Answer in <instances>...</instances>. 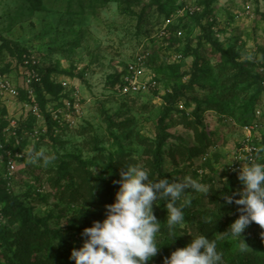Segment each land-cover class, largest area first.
<instances>
[{
	"label": "rangeland",
	"instance_id": "rangeland-1",
	"mask_svg": "<svg viewBox=\"0 0 264 264\" xmlns=\"http://www.w3.org/2000/svg\"><path fill=\"white\" fill-rule=\"evenodd\" d=\"M183 1L0 0V80L17 90L0 91V264H66L55 234L101 264L157 255L155 211L194 264L218 243L264 254V0ZM141 53L156 87L120 94ZM252 144L259 173L237 183Z\"/></svg>",
	"mask_w": 264,
	"mask_h": 264
},
{
	"label": "trees",
	"instance_id": "trees-1",
	"mask_svg": "<svg viewBox=\"0 0 264 264\" xmlns=\"http://www.w3.org/2000/svg\"><path fill=\"white\" fill-rule=\"evenodd\" d=\"M118 83V79H117ZM210 107H212L210 105ZM199 110V108H198ZM197 110L196 113V120L199 122H202L201 115L198 113ZM224 115V114H223ZM252 115L248 114L244 117V121H250L249 118H251ZM195 120V119H194ZM200 136V144H197L196 148L191 149L193 150V153L191 155H202L203 152H205L206 148L208 147V140L207 143H203V140H206V137ZM262 141V142H261ZM259 143H264V140L260 138ZM200 145V146H199ZM188 157V159H191ZM264 164V161H262ZM178 174L180 177L182 176V173H174V175ZM236 174H233L230 176L231 179L234 178ZM237 177V176H236ZM253 177L252 174L243 175L236 180L237 183L249 179ZM177 175L173 176L171 180H169V183L172 186L179 187V191L184 192L185 186L183 187L182 184H177ZM21 208V206H19ZM24 212L25 210L22 209ZM158 210H162L164 212L165 207L162 206L161 208H158ZM151 216H153L151 218ZM82 220L86 221L88 224L92 225L94 224V219L82 215L80 216ZM154 220L155 222H158L160 224L159 229V237L158 241L156 242L158 247V254H151L149 252H141L139 249L136 250H128L125 262L129 264H194L192 261L185 259L181 256L179 253L180 249L184 247V242L182 239H180L178 236L174 234H170L169 230L165 227L166 225L163 224L162 217H157V211H155L152 214H149V216L145 219V221ZM41 221V220H40ZM143 230V229H141ZM3 234V231L0 230V238ZM139 235V234H138ZM137 235V236H138ZM54 237L60 238L58 241V247L59 249L55 252L56 259L66 263V264H72L73 260H76L78 264H101L100 260L96 258L93 253L90 254H84L79 249H77L75 246H73L71 243H69L64 237L55 234ZM217 253L219 254L220 259L218 261L215 260L213 256H211L209 253H203L202 255L197 256V264H264V254L258 255L256 253L253 254H246L244 252H235L232 253L230 251L231 245H226L224 243H218L217 245ZM19 264H22V261H18ZM36 263V261H35Z\"/></svg>",
	"mask_w": 264,
	"mask_h": 264
},
{
	"label": "built area",
	"instance_id": "built-area-1",
	"mask_svg": "<svg viewBox=\"0 0 264 264\" xmlns=\"http://www.w3.org/2000/svg\"><path fill=\"white\" fill-rule=\"evenodd\" d=\"M186 9H188L190 13L198 10L197 7L195 9V5H192L189 0H184L180 5L179 11L184 12ZM177 34L180 36L182 33L181 31H178ZM146 69V58L144 57V54L141 53L134 55L133 59L129 61L125 65L124 69L120 72L118 83L116 84V90L123 95H134L138 93H146L149 91V89H154L156 87V82L151 77L146 76ZM0 91L12 98L17 96V90L6 79L0 80ZM27 94L29 95V99H33V91L28 89ZM31 102L33 104L35 103L34 100ZM33 109L36 110V107H33ZM249 127V125H245L243 129L245 132L248 130L247 138L251 136L252 131H255L254 128ZM259 139L260 138H258L257 141H260ZM248 141L249 140H247V142ZM0 148H2V145H0ZM258 150L259 148L256 146V144L245 147V153L247 154V157H245L241 163L234 165L231 171L239 172L243 175H258L259 171L255 169V167L249 169L248 165H246L247 159ZM7 154V165L10 171H12L14 170L15 165L11 159V154L9 152Z\"/></svg>",
	"mask_w": 264,
	"mask_h": 264
}]
</instances>
